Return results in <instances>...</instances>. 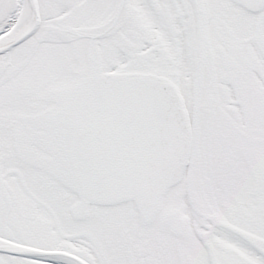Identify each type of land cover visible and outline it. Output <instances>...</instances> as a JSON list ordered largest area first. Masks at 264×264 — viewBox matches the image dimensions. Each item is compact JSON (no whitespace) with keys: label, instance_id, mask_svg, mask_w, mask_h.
<instances>
[{"label":"snow or ice","instance_id":"obj_1","mask_svg":"<svg viewBox=\"0 0 264 264\" xmlns=\"http://www.w3.org/2000/svg\"><path fill=\"white\" fill-rule=\"evenodd\" d=\"M0 264H264V0H0Z\"/></svg>","mask_w":264,"mask_h":264}]
</instances>
